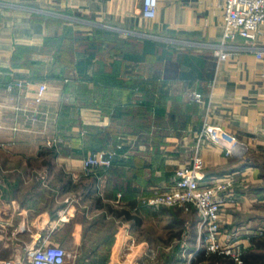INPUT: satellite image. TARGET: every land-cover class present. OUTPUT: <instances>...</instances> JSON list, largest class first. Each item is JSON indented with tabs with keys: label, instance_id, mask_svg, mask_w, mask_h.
I'll use <instances>...</instances> for the list:
<instances>
[{
	"label": "crops",
	"instance_id": "obj_1",
	"mask_svg": "<svg viewBox=\"0 0 264 264\" xmlns=\"http://www.w3.org/2000/svg\"><path fill=\"white\" fill-rule=\"evenodd\" d=\"M218 3L159 0L150 18L143 0H0V222L12 239L28 231L21 240L32 244L59 227L75 242L79 232L78 245L151 246L170 210L148 200L193 158L205 122L237 138L232 155L212 142L201 150L205 182L242 174L240 204L222 212L223 242L244 256L264 237V62L243 39L219 58ZM16 80L30 84L9 89ZM93 149L116 154L88 176ZM3 250L2 241L10 257Z\"/></svg>",
	"mask_w": 264,
	"mask_h": 264
},
{
	"label": "built area",
	"instance_id": "obj_2",
	"mask_svg": "<svg viewBox=\"0 0 264 264\" xmlns=\"http://www.w3.org/2000/svg\"><path fill=\"white\" fill-rule=\"evenodd\" d=\"M158 4L159 0H143V14L146 17H155ZM218 5L223 9L222 42L215 49L219 58H228L232 54L230 50L232 46L229 43L243 39L246 45L242 48L254 52L256 57L264 62V0H219ZM29 84L24 80H16L9 83L8 88L25 87ZM47 90L46 83L39 84L35 96L37 103L44 99ZM193 98L198 102L203 99L201 93H194ZM197 138L196 153L193 158L177 168L171 186L163 190L154 188L148 203L155 207H179L184 212H188L190 208L196 209L199 216V244L194 251L189 252L190 259L196 253L203 251L205 255L223 254L232 258L237 264H242L243 249L222 240V212L229 206L240 204V197L234 192V188L242 174L231 173L211 177L205 182L203 175L205 160L201 154L204 145L212 142L223 146L227 155H232L237 138L221 126L208 122H205ZM115 154V151L109 149L89 153L83 160L86 174L97 175L99 171L112 166ZM3 231L4 224L0 222V264H75L70 259L71 251L56 241L51 234L34 235L32 244L23 246L22 254L18 259L16 256L3 257L1 255ZM186 233L187 231L184 233L183 241L177 242L183 251L182 256H186L188 252ZM145 248V255L155 254L150 246ZM186 264L191 262L188 261Z\"/></svg>",
	"mask_w": 264,
	"mask_h": 264
},
{
	"label": "rangeland",
	"instance_id": "obj_3",
	"mask_svg": "<svg viewBox=\"0 0 264 264\" xmlns=\"http://www.w3.org/2000/svg\"><path fill=\"white\" fill-rule=\"evenodd\" d=\"M89 194L91 193L89 192ZM165 207L169 208L170 210V214L167 219L169 225L168 231L166 232L160 230L161 226L153 223V229H157V232L153 231V244L150 247L153 249L155 254L151 256L144 254L146 249L145 247L124 248L122 245L119 247L113 245L102 248L86 246L84 241H81L82 245H78L80 242L79 232L77 233V241L75 242V240H71L69 233H66L65 235L63 228L58 229L59 227L52 232V237L71 251L70 259L74 261L75 264H186L188 261H190L191 264H207L206 260L201 259L199 253H196V255L193 256L194 259H190L189 252L192 251L189 249L187 253L185 252L186 256H182L183 251L181 250V247L178 245L175 246L177 243H175V241L178 238L170 240L171 238H174V234L180 232V230H187L186 236L193 237L192 225L194 223V217L197 219L195 221L196 224L199 221V216L196 209L190 208L188 212H180V208L178 207ZM181 220L183 224L180 222ZM59 222L62 223L60 219L58 220V223ZM12 233L13 232L11 230L7 229H4L3 231V253L4 255L10 257L16 256L18 259L22 254L24 246V242H22L21 239L29 238L30 232L19 231V233H17V237L19 239H12ZM159 236H161V238H159ZM205 256L207 257L208 255L206 254ZM86 258L89 261H86Z\"/></svg>",
	"mask_w": 264,
	"mask_h": 264
},
{
	"label": "trees",
	"instance_id": "obj_4",
	"mask_svg": "<svg viewBox=\"0 0 264 264\" xmlns=\"http://www.w3.org/2000/svg\"><path fill=\"white\" fill-rule=\"evenodd\" d=\"M61 57L63 56H60V58ZM95 151H99V150L93 149L91 152H95ZM111 167L112 166H110L109 168ZM107 208L110 211L112 210L111 205H108ZM254 239H255L254 246H252L249 249V251L244 254L242 264H253V263L264 264V237H257ZM198 253L200 254L202 260H206L207 264H237L236 262H234L232 258L226 255H223V254L211 253L206 257L203 251L198 252ZM86 261H89V260L86 258Z\"/></svg>",
	"mask_w": 264,
	"mask_h": 264
}]
</instances>
